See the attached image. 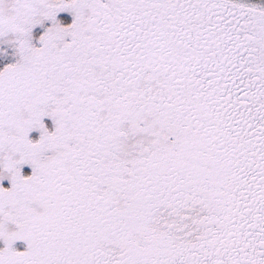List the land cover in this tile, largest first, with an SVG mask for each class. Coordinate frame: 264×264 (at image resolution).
<instances>
[{"label": "snow or ice", "instance_id": "snow-or-ice-1", "mask_svg": "<svg viewBox=\"0 0 264 264\" xmlns=\"http://www.w3.org/2000/svg\"><path fill=\"white\" fill-rule=\"evenodd\" d=\"M0 264H264V0H0Z\"/></svg>", "mask_w": 264, "mask_h": 264}]
</instances>
